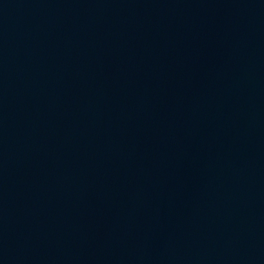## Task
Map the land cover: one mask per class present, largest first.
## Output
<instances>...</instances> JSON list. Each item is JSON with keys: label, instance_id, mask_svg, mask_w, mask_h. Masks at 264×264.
I'll return each instance as SVG.
<instances>
[{"label": "water", "instance_id": "water-1", "mask_svg": "<svg viewBox=\"0 0 264 264\" xmlns=\"http://www.w3.org/2000/svg\"><path fill=\"white\" fill-rule=\"evenodd\" d=\"M0 264H264V0H0Z\"/></svg>", "mask_w": 264, "mask_h": 264}]
</instances>
